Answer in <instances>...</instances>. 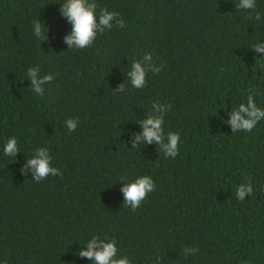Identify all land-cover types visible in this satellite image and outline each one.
<instances>
[{"label": "trees", "instance_id": "trees-1", "mask_svg": "<svg viewBox=\"0 0 264 264\" xmlns=\"http://www.w3.org/2000/svg\"><path fill=\"white\" fill-rule=\"evenodd\" d=\"M0 264H264V0H0Z\"/></svg>", "mask_w": 264, "mask_h": 264}]
</instances>
